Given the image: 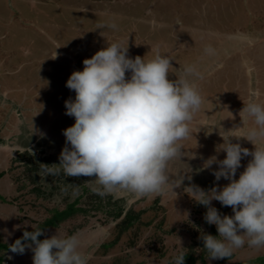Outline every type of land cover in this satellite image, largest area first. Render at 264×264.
<instances>
[{
    "label": "rangeland",
    "instance_id": "374dc122",
    "mask_svg": "<svg viewBox=\"0 0 264 264\" xmlns=\"http://www.w3.org/2000/svg\"><path fill=\"white\" fill-rule=\"evenodd\" d=\"M112 43L128 47L132 58L167 56L170 79L189 66L203 77L195 80L201 108L189 123L188 138L180 142L184 156L168 166L172 179L191 168L185 174L191 180L185 178L174 191L101 197L87 183L95 177H66L62 171L40 177L41 164H59L63 131L75 123L65 114V101L75 98L67 80L83 70L84 59ZM252 101L264 105V0H0V243L11 245L53 210L80 200L77 207L90 218L48 229L43 239L56 231L77 235L87 264H116L118 257L127 264H173L175 256L201 241L202 233L211 234V226L217 230L205 222L207 209L199 207L187 187L207 191L215 183H229L223 178L215 182L212 169L200 170L223 143L219 131H235L240 138H231L233 143L255 150L244 138L255 125L242 111ZM257 146L264 147V141ZM225 156L220 153L219 159ZM250 159L242 160L237 179ZM218 203L213 201L217 209ZM121 209L120 219L109 218ZM130 213V233L112 242L114 227ZM222 214L232 215L231 207ZM2 255L4 264H33L30 250ZM263 256L264 248L245 244L228 264ZM220 260L208 258L207 264Z\"/></svg>",
    "mask_w": 264,
    "mask_h": 264
},
{
    "label": "clouds",
    "instance_id": "9594fccd",
    "mask_svg": "<svg viewBox=\"0 0 264 264\" xmlns=\"http://www.w3.org/2000/svg\"><path fill=\"white\" fill-rule=\"evenodd\" d=\"M128 52L119 43L108 44L83 60L82 71L70 75L66 87L75 92V98L65 101V114L74 117L75 123L63 131L66 140L59 164H41L42 179L61 171L66 177H95L87 182L93 193L103 197L124 192L135 198L160 195L168 187L174 191L185 178L191 180L185 176L191 168L172 179L168 166L184 156L180 142L188 138L189 123L201 108L195 80L203 77L189 66L170 79L172 60L167 56L157 53L145 60ZM242 111L255 125L244 136L255 150L233 143L231 138H240L235 131H219L223 143L200 170L212 169L215 182L223 178L229 183L223 187L215 183L207 191L187 187L194 201L207 209L205 222L217 228L218 236L202 233L200 237L210 260L229 258L245 244L264 248V147L257 146L264 141V105L252 101ZM220 153H226L222 160ZM247 157L251 159L237 179ZM213 201L231 207L233 214H222ZM43 234V229L25 230L8 248L19 255L30 250L33 264H87L77 235L62 236L56 231L50 238L39 239ZM185 257L179 253L174 264H185Z\"/></svg>",
    "mask_w": 264,
    "mask_h": 264
},
{
    "label": "trees",
    "instance_id": "16d2710c",
    "mask_svg": "<svg viewBox=\"0 0 264 264\" xmlns=\"http://www.w3.org/2000/svg\"><path fill=\"white\" fill-rule=\"evenodd\" d=\"M16 182L19 180H15ZM24 189V186L21 185V187L19 189ZM39 190V188H38ZM32 191H35V188H32ZM39 192V191H38ZM78 201L80 200H76V202H74V204L69 205L67 208H65L64 210H53L52 211V215L51 217H49L47 220H45L42 224H39L36 228L34 229H43V232H45L48 229H56L59 228L61 225H63L64 223L67 222H73L75 221V219L79 218L80 216H83V218L85 219H89L90 217L85 215L86 212H84L82 209L77 207ZM219 207H222L224 209V212L222 213H227L228 209L230 207H224L220 204V202L218 203ZM198 207V206H197ZM199 207H203V205H199ZM198 207V208H199ZM218 207V210H219ZM205 208V207H204ZM125 213L124 209H121L118 212H113V213H109L108 216L111 220H116V219H120V217H122ZM134 216L132 213L130 214H126L125 217L123 218V220H121V222H119L117 227H114V230L116 231V236L112 239V242H119L120 238L126 234L128 235L130 233V229L132 228V220H133ZM33 229V230H34ZM33 230H29V231H33ZM75 231H71L70 234H73ZM211 235L213 236H218V232L217 230L211 226ZM39 239L43 240V235L41 237H39ZM13 244V243H12ZM110 248L112 247V245H114L113 243L110 244ZM9 245L7 244H2L0 243V264H4V256L2 255V253L5 252H9ZM108 246V245H104L103 247ZM203 241H198V242H194L193 244L189 245L184 254H185V264H207V259H208V253L206 251V249L203 248ZM109 253V248L107 250H105L104 255H107ZM111 252V251H110ZM124 259V260H122ZM228 260L229 258H224L222 260H220L219 262H217L216 264H228ZM127 261V259H126ZM127 264L125 262V258L123 257H118L116 259V264ZM115 264V263H114ZM174 264V263H173ZM241 264H264V256L258 259H253L250 260L248 262H244Z\"/></svg>",
    "mask_w": 264,
    "mask_h": 264
}]
</instances>
